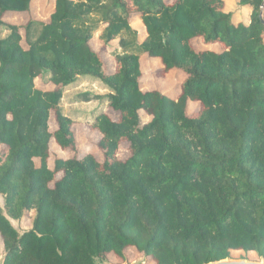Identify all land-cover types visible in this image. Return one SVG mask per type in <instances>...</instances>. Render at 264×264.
Returning a JSON list of instances; mask_svg holds the SVG:
<instances>
[{"label":"trees","instance_id":"16d2710c","mask_svg":"<svg viewBox=\"0 0 264 264\" xmlns=\"http://www.w3.org/2000/svg\"><path fill=\"white\" fill-rule=\"evenodd\" d=\"M33 1L0 0L4 264H105L131 249L153 264L264 258L263 0H52L46 23L7 22ZM145 55L160 78L185 76L177 96L143 90ZM79 78L111 91L117 118L87 123L101 160L79 155L61 106ZM53 144L70 156L51 165Z\"/></svg>","mask_w":264,"mask_h":264},{"label":"rangeland","instance_id":"374dc122","mask_svg":"<svg viewBox=\"0 0 264 264\" xmlns=\"http://www.w3.org/2000/svg\"><path fill=\"white\" fill-rule=\"evenodd\" d=\"M54 10V2L52 0H34L30 12L22 15L11 14L7 18V22L24 26L30 20H35L38 22H48L50 16ZM244 18H246V13H244ZM132 27L136 29L141 38L144 37V31L142 29V23L136 19L132 24ZM103 28L97 33V36L101 35ZM6 33H3L5 36ZM102 44L97 40H92V48L99 49ZM195 47L197 49L209 48L213 50L214 46H203L199 47L198 39L195 41ZM216 50H220V47H216ZM105 62L108 66V70L114 69V59L109 55H104ZM144 78L142 80L143 90H160L170 96H177L180 92V86L183 83L185 76L176 71L171 72L167 77L160 78L156 72L162 65L160 61L150 58L145 55L142 58ZM111 91L100 81L94 78H79L75 84L69 86L65 89L64 97L62 99L61 106L63 112L66 116L70 117L76 122L74 125V130L77 138V145L79 148V155L84 156L87 154H94L99 160L102 159V154L98 149V142L101 135L92 131L87 123H94L97 117L106 112L111 113L113 118H117V115L108 109L109 103L107 100L108 95ZM88 99V100H86ZM198 110L197 104H189V114H193ZM141 124L145 125L150 122L151 117L146 113L142 112ZM52 158L50 164L53 165V161L58 158H67L70 153L63 152L55 144L51 148ZM127 156L126 148H122L120 157L125 158ZM0 206L4 207V197L0 195ZM12 225L20 232L23 231L19 228V223L17 221L11 220ZM0 253L4 255L3 241L0 236ZM127 260L118 258L114 255H109L105 261V264H133L135 262H140V264H153L148 259L143 256L137 255L134 250H128L126 252ZM247 259L251 261H260V257L256 253H249Z\"/></svg>","mask_w":264,"mask_h":264},{"label":"water","instance_id":"95a60500","mask_svg":"<svg viewBox=\"0 0 264 264\" xmlns=\"http://www.w3.org/2000/svg\"><path fill=\"white\" fill-rule=\"evenodd\" d=\"M260 18L262 20V23L264 24V0L261 5V13H260ZM6 255H2L0 257V264H4ZM133 264H140V262H135ZM209 264H264V258H260V261H251L247 258H242V259H232V258H226L224 260L216 261V262H211Z\"/></svg>","mask_w":264,"mask_h":264}]
</instances>
